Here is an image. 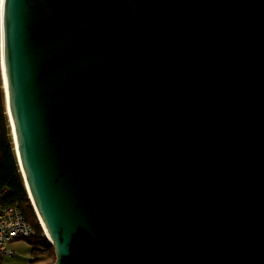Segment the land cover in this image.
Returning <instances> with one entry per match:
<instances>
[{
    "label": "water",
    "instance_id": "obj_1",
    "mask_svg": "<svg viewBox=\"0 0 264 264\" xmlns=\"http://www.w3.org/2000/svg\"><path fill=\"white\" fill-rule=\"evenodd\" d=\"M0 32L53 264H264V0H3Z\"/></svg>",
    "mask_w": 264,
    "mask_h": 264
},
{
    "label": "trees",
    "instance_id": "obj_2",
    "mask_svg": "<svg viewBox=\"0 0 264 264\" xmlns=\"http://www.w3.org/2000/svg\"><path fill=\"white\" fill-rule=\"evenodd\" d=\"M3 189L8 190L3 197V203L17 206L26 221L36 231V236L27 240L32 245V259L29 264H53L57 259L55 247L46 236L39 216L29 198L11 139L0 69V191Z\"/></svg>",
    "mask_w": 264,
    "mask_h": 264
},
{
    "label": "built area",
    "instance_id": "obj_3",
    "mask_svg": "<svg viewBox=\"0 0 264 264\" xmlns=\"http://www.w3.org/2000/svg\"><path fill=\"white\" fill-rule=\"evenodd\" d=\"M7 192V189L0 191V264L17 255L14 243L36 236L35 229L26 221L21 210L3 203Z\"/></svg>",
    "mask_w": 264,
    "mask_h": 264
},
{
    "label": "rangeland",
    "instance_id": "obj_4",
    "mask_svg": "<svg viewBox=\"0 0 264 264\" xmlns=\"http://www.w3.org/2000/svg\"><path fill=\"white\" fill-rule=\"evenodd\" d=\"M11 139L13 142L12 135H11ZM14 248L17 251V255L11 259H6L3 264H29L32 245L27 241H21L16 243L14 245Z\"/></svg>",
    "mask_w": 264,
    "mask_h": 264
},
{
    "label": "bare ground",
    "instance_id": "obj_5",
    "mask_svg": "<svg viewBox=\"0 0 264 264\" xmlns=\"http://www.w3.org/2000/svg\"><path fill=\"white\" fill-rule=\"evenodd\" d=\"M2 7H3V0H0V23H1V16H2ZM0 69H1V76H3L2 80H3V83H4L3 87H4V92H5V95H6L5 98H7V86H6V79H5V72H4V63H3V57H2V46H1V32H0ZM7 115H8L9 126H10V129H11V135H12V138H13V143H14L16 155H18L17 154V148H16V138H15V133H14V128H13V122H12V118H11V114H10L9 110H7ZM39 219L41 221L42 226H44L40 216H39ZM46 234H47V237L49 238V235H48L47 232H46Z\"/></svg>",
    "mask_w": 264,
    "mask_h": 264
},
{
    "label": "crops",
    "instance_id": "obj_6",
    "mask_svg": "<svg viewBox=\"0 0 264 264\" xmlns=\"http://www.w3.org/2000/svg\"><path fill=\"white\" fill-rule=\"evenodd\" d=\"M18 242H21V241H18ZM18 242H16V243H18ZM16 243H14V245L16 244ZM32 259V255H31V253H30V260Z\"/></svg>",
    "mask_w": 264,
    "mask_h": 264
}]
</instances>
